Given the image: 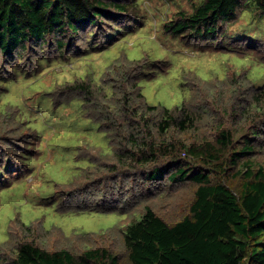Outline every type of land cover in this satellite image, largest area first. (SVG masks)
I'll use <instances>...</instances> for the list:
<instances>
[{
    "label": "rangeland",
    "instance_id": "1",
    "mask_svg": "<svg viewBox=\"0 0 264 264\" xmlns=\"http://www.w3.org/2000/svg\"><path fill=\"white\" fill-rule=\"evenodd\" d=\"M128 1L126 12L64 38L68 43L63 54L52 45L41 54L30 49L21 60L0 54V264L9 261L12 249L23 240L49 251L80 253L86 247H105L119 264H132L121 227L148 206L169 225L189 214L196 189L190 180L149 181L140 174L136 180L132 175L115 182L113 172L95 169L94 158L103 162L112 147L83 99L68 90L80 78L101 84L108 74L124 67L131 71L136 65L148 105L174 110L188 102L196 112L194 128L172 138L174 154L185 167L209 171L215 165L188 156L178 140L213 144L227 130L234 142L229 150H239V141L258 128L262 144L224 175L213 173L211 180H224L239 196L247 164L254 171L264 170V114L257 110L262 103L253 107V88L264 85V15L240 11L223 35L196 45L202 41L187 34L174 37L163 27L180 13H191L200 0ZM219 162L228 167V156ZM103 200L128 211L81 210Z\"/></svg>",
    "mask_w": 264,
    "mask_h": 264
},
{
    "label": "trees",
    "instance_id": "2",
    "mask_svg": "<svg viewBox=\"0 0 264 264\" xmlns=\"http://www.w3.org/2000/svg\"><path fill=\"white\" fill-rule=\"evenodd\" d=\"M130 5L128 0H0V54L5 57L15 54L21 60L30 49L37 48L41 54L51 45L63 54L68 43L64 38L75 37L85 27L100 23V19L115 18L126 12ZM244 10L264 15V0H200L191 13H180L163 28L174 37L187 34L200 39L202 42H195L199 45L223 35ZM91 32L87 30L90 36ZM109 34L111 41L114 34ZM36 58L39 63L43 60L39 54ZM134 66L131 71L125 67L115 70L117 72L108 74L101 84L80 78L68 86L71 94L83 99L90 116L100 122L110 137L111 154L100 163L101 157L94 158L95 169L113 172L117 176L115 182L132 175L136 180V176L142 174L143 179L149 181L190 180L196 185L189 214L177 222L167 224L148 206L121 227L130 262L241 264L247 260V264H264L263 167L254 171L252 165L247 164L242 172L245 178L239 196L224 180H211L213 173L224 175L228 168L237 166L243 156L262 144L258 142L262 134L260 129L251 128L245 139L239 141L241 149L232 151L229 149L234 142L227 130L221 131L213 144L207 140L199 145L178 140L188 156L215 165L209 171L185 167L174 154L177 147L172 138L175 133H186L194 128L196 112L187 105L188 102L174 110L148 105L138 84L139 68ZM109 89L114 98L111 101ZM253 89V107L260 101L262 105L257 110L264 114V85ZM200 108L203 112L206 110L204 105ZM92 110L97 115L92 114ZM226 156L229 166H220L219 160ZM68 196L71 197V192ZM80 206L81 203L75 210ZM118 206L113 200L109 203L103 200L95 205L87 204L81 210L128 211ZM22 226L33 231L32 227ZM12 253L4 264H119L118 258L105 247H86L80 253L66 248L49 251L23 240L16 243Z\"/></svg>",
    "mask_w": 264,
    "mask_h": 264
}]
</instances>
